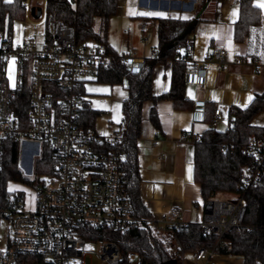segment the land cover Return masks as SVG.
<instances>
[{"label":"built area","instance_id":"2783aa9c","mask_svg":"<svg viewBox=\"0 0 264 264\" xmlns=\"http://www.w3.org/2000/svg\"><path fill=\"white\" fill-rule=\"evenodd\" d=\"M77 6L78 0H71ZM240 7V0H231ZM25 0L26 17L37 7ZM43 0L42 13H46ZM17 23V22H15ZM45 25L46 39L39 46L37 36L15 41L13 33L0 28V173L6 155V142L41 141L48 144L59 158L54 173L40 176L37 187L17 181L8 182L0 190V264H85V257L93 252L88 245H98L95 252L101 264H120V247L112 241H87L80 235L83 228H112L127 232L150 226L159 232L175 234L188 226L176 208L161 219L138 217L132 200L124 188L121 153H98L94 142L107 140L115 145L119 134L102 137L93 129L80 124L85 102L83 82L97 78L115 66L116 55L106 43L89 38L79 41L77 30L62 20H46L45 16L33 24ZM25 31L24 21L18 22ZM143 43L155 53V33L143 26ZM194 43L189 40L179 58L186 60L185 83L207 88L210 64L224 71L229 52L216 46L204 59L194 57ZM131 72H140L147 65L144 57L134 54L120 56ZM237 63L252 65L257 73L264 72L258 55L236 57ZM14 61V63H13ZM13 66L15 75H9ZM23 96L27 97L26 106ZM206 103L198 101L193 109V121L206 123ZM221 110L214 108V120L221 125ZM230 120L228 127H232ZM201 136L193 138L196 143ZM227 145L223 146L226 151ZM246 151L251 162L245 166L240 193L235 199L209 198L202 202L203 218L198 223L207 234L222 238L227 232L243 226L247 213V193L264 179V136L251 138ZM16 185L15 189H9ZM176 250L183 248L176 238ZM213 251L201 247L193 254L197 261H207ZM132 255L131 258H134Z\"/></svg>","mask_w":264,"mask_h":264},{"label":"trees","instance_id":"16d2710c","mask_svg":"<svg viewBox=\"0 0 264 264\" xmlns=\"http://www.w3.org/2000/svg\"><path fill=\"white\" fill-rule=\"evenodd\" d=\"M25 0H13L5 3L0 0V28L12 32L15 21L25 19ZM118 0H78L77 6L71 0H47L46 20H62L74 25L77 38L84 41L96 38L109 47L116 55L114 68L98 75V80L110 84L126 83L128 97L123 101V121L117 134L120 135L115 145L107 140L94 142L98 153L117 151L121 153L124 188L129 194L134 214L138 217H151L144 205L140 193L141 176L138 158V142L142 133V111L147 101L152 102L150 118L159 126L156 105L161 100H171L177 110L194 109L185 94L186 60L179 58L189 36L194 32L198 20L181 21L175 19H157L159 56L148 62L144 70L131 72L121 61L107 40L110 20L117 14ZM241 14L235 29V39L243 41L252 26L258 25L262 15L254 0H240ZM173 61V77L170 92L155 96L153 93V71L156 63ZM84 93V92H83ZM27 97L23 96L26 106ZM206 124L208 128L195 143L194 179L201 186L204 200L215 198L217 194H239L240 182L246 165L251 162V155L246 147L251 138L264 136V127L254 126L253 118L264 112V92L257 95L245 108L232 106L229 116L234 120L232 127L220 129L209 124L214 120V108L208 105ZM97 113L86 102L81 109L83 125L93 127ZM227 145L226 151L223 146ZM41 157L35 164L39 176L54 173L58 169L59 158L48 144H43ZM18 141L6 142V155L0 173V190H4L10 181L27 182L19 168ZM247 213L242 227L227 232L222 238L217 234L204 233L198 224H188L171 236L161 235L150 226L127 232H118L112 228L96 229L86 227L80 235L87 241L108 240L115 242L121 251L120 264H164L177 259L179 253H169V244L176 237L183 248V253H193L204 247L215 254L241 256L244 264H264V179L246 195ZM132 255L135 258L132 259Z\"/></svg>","mask_w":264,"mask_h":264},{"label":"crops","instance_id":"0c3cea01","mask_svg":"<svg viewBox=\"0 0 264 264\" xmlns=\"http://www.w3.org/2000/svg\"><path fill=\"white\" fill-rule=\"evenodd\" d=\"M30 1L32 7L36 5L34 0ZM39 1L37 7L43 2ZM257 2L258 0H254L255 6ZM258 8L262 15L261 22L252 26L245 39L239 42L235 39V29L240 19L241 8L234 6L231 0H118L119 24L116 28L113 26V29L120 34L123 33L126 48L122 47V51L118 52L109 44L119 56L134 54L153 62L161 53L157 40V19L198 20L194 32L188 38V41L193 40L194 43V57L198 60L204 59L216 46H224L229 52V63L224 71L218 70L215 64H210L206 78L207 88L202 89L186 83L185 94L193 104L203 101L211 110L219 106L221 124L224 123L228 128L230 120H233L229 116L230 107H248L257 95L264 92V72L257 73L252 65L246 62L237 63L234 60L236 57L248 59L257 54L258 63L264 65V8ZM130 10L134 13L157 15H130ZM41 15L46 18V13ZM24 20L15 21L17 23L14 22L11 32L14 36V29H19L20 41L25 38V31L23 32L22 25L18 22ZM144 25L152 28L155 33L154 45L157 47L155 53L142 41ZM172 77V60L155 64L153 71L155 96L170 92ZM97 78H88L82 84L85 102L97 113L94 125L93 127L83 125L81 117L80 124L106 137L117 134L123 121L122 104L129 91L124 83L110 84ZM151 107V101L143 105L142 133L138 142L140 193L144 205L151 217L156 220L161 219L171 208H176L182 221L187 224H198L203 218L204 198L201 186L194 179L193 138L201 136L208 125L193 121L192 109L177 110L174 103L166 99L156 105L159 120V126H156L150 118ZM252 124L264 127V112L256 115ZM159 233L171 236L168 232ZM175 240L176 237H173L169 249L176 248ZM174 253L180 254L181 264H244V258L241 256L213 253L209 260L197 261L192 256L194 252L182 255L176 250Z\"/></svg>","mask_w":264,"mask_h":264},{"label":"rangeland","instance_id":"374dc122","mask_svg":"<svg viewBox=\"0 0 264 264\" xmlns=\"http://www.w3.org/2000/svg\"><path fill=\"white\" fill-rule=\"evenodd\" d=\"M40 3L39 0H34V5H38ZM35 5V6H36ZM42 19V15L40 16H34L29 15L25 18V38H32L37 36L38 38V45L40 46L45 38V25L42 23L33 24L34 22H38ZM118 17L117 14L113 16L110 20L109 24V30L107 34V40L108 43L111 44V46L118 52L122 51V47L126 48L125 45V39L123 36V33H118L115 29H113V26L116 28L118 23ZM14 39L15 41H20L21 35L18 32L19 29H14ZM9 75L13 78L15 75L14 67L11 66L9 70ZM126 85V83H124ZM220 129H225V124H221L219 126ZM110 136V135H109ZM43 143L41 141H28V140H22L20 142V148H19V168L22 171V174L24 178L27 180V182H20L22 184H26L29 187H32L33 189L37 187L38 179L40 178L39 174L35 170V164L38 161V159L41 157V152L43 150ZM16 185H10L9 189H15ZM216 198L221 200H228V199H235V194H217ZM171 245V244H170ZM88 249L93 251L87 254L85 257V264H101L102 261L95 254L99 250L98 245H88ZM133 264H137V260H134Z\"/></svg>","mask_w":264,"mask_h":264},{"label":"snow or ice","instance_id":"6c2138e0","mask_svg":"<svg viewBox=\"0 0 264 264\" xmlns=\"http://www.w3.org/2000/svg\"><path fill=\"white\" fill-rule=\"evenodd\" d=\"M4 2H5V3H11L12 0H4ZM256 6H257V7H260V8H264V0H258ZM129 14H130V15H133V14H135V15H157V13H134V12H132L131 10L129 11ZM235 15H236V12H235V10H234V11H233V16H235ZM13 63H14V61H13ZM249 100H251V97H249ZM189 171H190V170H189Z\"/></svg>","mask_w":264,"mask_h":264},{"label":"water","instance_id":"95a60500","mask_svg":"<svg viewBox=\"0 0 264 264\" xmlns=\"http://www.w3.org/2000/svg\"><path fill=\"white\" fill-rule=\"evenodd\" d=\"M41 14H42L41 7H35L32 9V15L40 16ZM164 264H179V263L176 259H171V260L165 262Z\"/></svg>","mask_w":264,"mask_h":264}]
</instances>
